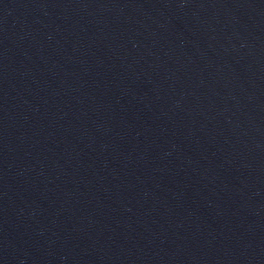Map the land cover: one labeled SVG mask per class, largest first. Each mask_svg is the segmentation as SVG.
Returning a JSON list of instances; mask_svg holds the SVG:
<instances>
[{
    "label": "water",
    "instance_id": "water-1",
    "mask_svg": "<svg viewBox=\"0 0 264 264\" xmlns=\"http://www.w3.org/2000/svg\"><path fill=\"white\" fill-rule=\"evenodd\" d=\"M0 264H264V0H0Z\"/></svg>",
    "mask_w": 264,
    "mask_h": 264
}]
</instances>
